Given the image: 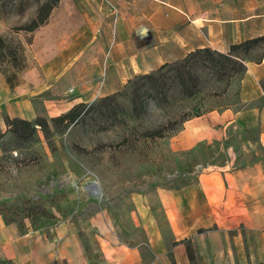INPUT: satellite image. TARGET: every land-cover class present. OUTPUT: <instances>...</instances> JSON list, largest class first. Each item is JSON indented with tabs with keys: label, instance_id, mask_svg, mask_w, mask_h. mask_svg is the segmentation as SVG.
Instances as JSON below:
<instances>
[{
	"label": "rangeland",
	"instance_id": "374dc122",
	"mask_svg": "<svg viewBox=\"0 0 264 264\" xmlns=\"http://www.w3.org/2000/svg\"><path fill=\"white\" fill-rule=\"evenodd\" d=\"M46 1L0 0V39L4 43L0 50V264H6L2 257L6 240L19 242L17 246L22 242L32 245L39 232L55 228L75 232L79 246L94 248L88 257L102 264L100 249L131 246V233L144 240L134 227L132 194L149 197L155 188L181 186L203 167L222 164L234 154H239L241 163L251 159L253 151L260 153V148L254 131L231 130L223 140L173 149V135L184 121L193 119L198 128L200 115L236 102L242 74L239 66L216 63L212 67L203 59L186 67L195 84L190 97L182 93L173 69L180 67L183 58L161 71L157 91L138 74L120 92L82 107L72 123L52 121L33 105L46 125L34 126V119L29 125L16 122L13 128L18 134L13 132L7 121L20 120L14 117L13 89L21 80V71L36 65L29 48L32 34L14 28L27 24ZM101 1L100 35L110 36L116 30L129 38L131 32L130 38L143 48L153 43L151 31L158 30V39L164 38L165 26L171 24L180 35L182 24L197 17L264 28V0ZM227 52L228 48L222 53ZM263 54L261 43L247 54L237 51L233 59L245 64L257 62ZM135 97L142 105L139 115L132 110ZM161 127V135L155 136L153 132ZM208 241L213 245L208 246L207 256L187 247L191 264H264V239L257 229L247 232L240 225L229 233L226 248L216 245L219 239ZM112 262L118 264L117 259Z\"/></svg>",
	"mask_w": 264,
	"mask_h": 264
},
{
	"label": "crops",
	"instance_id": "0c3cea01",
	"mask_svg": "<svg viewBox=\"0 0 264 264\" xmlns=\"http://www.w3.org/2000/svg\"><path fill=\"white\" fill-rule=\"evenodd\" d=\"M102 7L101 0H59L47 23L30 32L36 65L21 71L13 89L14 117L31 121L42 109L53 118L120 92L135 75L181 60L195 49L222 53L231 44L264 35V28L252 23L197 17L182 24L180 35L171 24H166L164 38L158 39V30L151 31L153 43L143 48L130 38L131 32L129 38L116 30L110 36L100 35ZM192 121H184L191 125L183 124L173 135V149L223 140L237 130L254 131L260 153L251 151V159L241 163L239 154H234L222 164L203 167L181 186L151 190L149 197L132 194L134 227L144 240L131 233V246L100 249L102 264H115V259L118 264H191L187 247L207 256L208 246L213 245L208 240L219 239L216 245L226 248L229 233L240 225L247 232L259 230L264 239V55L260 61L245 63L232 106L200 115L198 128ZM77 239L72 231L45 230L32 245L6 240L2 257L6 264H94L88 257L94 248L79 246ZM112 256L117 258L111 260Z\"/></svg>",
	"mask_w": 264,
	"mask_h": 264
},
{
	"label": "trees",
	"instance_id": "16d2710c",
	"mask_svg": "<svg viewBox=\"0 0 264 264\" xmlns=\"http://www.w3.org/2000/svg\"><path fill=\"white\" fill-rule=\"evenodd\" d=\"M59 3V0H47L43 4H41L36 11V14L34 17L27 23L22 26H17L14 29L16 31H23L26 33L33 32L36 30L39 26H42L47 23L48 16L50 11L56 7ZM264 43V35L257 36L254 38H250L247 40H244L242 42L236 43V44H231L228 47V52L227 53H221V52H212L210 48H198L195 49L191 52H189L184 59L181 61L180 67L173 68L175 69V76L178 81V85L180 86V89L182 93L190 97L194 94L195 91V84H193V76L188 72L187 66L192 63H199L202 59L204 61H207L211 64L212 67H215L216 63L222 64V63H234L239 66V71H244L245 69V64L243 61L240 59L237 62L235 59H233V56H236L237 51H242L243 54H247L251 49L254 47L258 46L259 44ZM4 46L3 41L0 39V50ZM264 55V54H263ZM262 55V56H263ZM261 56V58H262ZM260 58V59H261ZM260 59L258 61H260ZM170 67L168 63L162 64L157 68V74L156 73H147L140 75V78L146 79L149 81L151 87L157 91L159 86H158V77L160 76V73L162 70L165 68ZM85 104H79L71 108L69 111L66 113H63L59 116L51 118L52 121H59V122H65V123H72L74 122L80 115V110L82 107H84ZM132 110L135 115H139L142 111V105L140 102L139 97H135L132 99ZM40 117H36L33 121L34 126H45V122L39 120ZM19 122L25 125H29V121L26 120H9L7 121V127H11L13 132L18 134V129L13 128V124ZM161 129H164L163 127L159 128L158 130H155L153 134L155 136H160L161 135ZM190 256V254H189Z\"/></svg>",
	"mask_w": 264,
	"mask_h": 264
}]
</instances>
